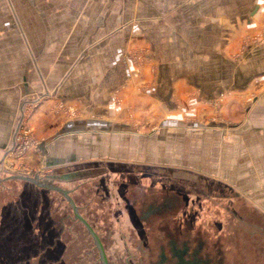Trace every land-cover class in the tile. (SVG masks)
Instances as JSON below:
<instances>
[{
  "label": "rangeland",
  "instance_id": "rangeland-1",
  "mask_svg": "<svg viewBox=\"0 0 264 264\" xmlns=\"http://www.w3.org/2000/svg\"><path fill=\"white\" fill-rule=\"evenodd\" d=\"M244 1L220 0L219 6L238 10ZM197 5L0 0V60H19L23 46L34 59L37 41L45 50L43 90L21 96L11 144L0 153V264H101L89 230L105 264H153L168 233L177 241L187 238L191 247L202 242L206 264H264L259 77H251V92L230 94L223 85L202 106L184 105L198 92H181L171 111L178 120L169 119L164 106L137 113L128 107L122 121L127 126L106 130L103 122L77 133L79 120L88 116L44 80L49 74L61 80L116 74L125 80L118 92L129 79L145 76L242 77L243 51L264 45V26L243 38L229 57L234 66L222 60L212 65L206 58L212 53L201 49L210 41L195 35V19L184 16L195 14ZM36 113L53 120L60 148L76 151L78 162L47 163L40 146L50 136L48 120L36 123ZM72 120L77 128L64 133L59 127ZM149 206L161 212L142 219Z\"/></svg>",
  "mask_w": 264,
  "mask_h": 264
},
{
  "label": "crops",
  "instance_id": "crops-1",
  "mask_svg": "<svg viewBox=\"0 0 264 264\" xmlns=\"http://www.w3.org/2000/svg\"><path fill=\"white\" fill-rule=\"evenodd\" d=\"M21 1L33 4L36 0ZM181 2L198 4L195 14L186 13L184 16L189 20L195 19V35L207 37L206 40L210 41L206 44V49L202 47L204 44L201 45V49L202 53L205 51L212 53L211 56L206 57L209 58L207 60H211L212 65L218 66L219 60H222L234 66V62L230 60L231 54H235L243 38L247 39L249 35L261 32L264 26V0H245L242 9L239 8L238 10L235 6L222 10L219 6L220 0H181ZM221 36L223 37L222 40H220ZM208 37H212V40ZM201 41H203L202 38ZM37 43L34 48L39 49L34 59L29 58L27 48L23 46V53H21L19 60H0V153L11 144L12 125L18 116L21 96L43 90L40 77L45 63L43 61L45 50L42 41L40 43L37 41ZM246 46L242 54L244 56L242 59L243 67L238 72L243 74L242 77L235 75L221 79L219 75L206 78L202 75L195 78L193 76L186 78L170 76L168 79L159 77L156 79V77L145 76L143 79H129L118 92L116 91L117 95H114L116 93L114 90L118 89L119 85L124 84L125 80L123 76L116 74L114 77L100 76L99 73L91 76L77 75L63 80L60 77H54L55 74H49L43 79L46 80L45 83L48 88L52 87L49 88L50 90L59 96L68 98L72 102L70 104L77 106L78 109L83 108L84 112L81 114L88 116L79 120L82 121V124H78L75 133L96 130L97 127L95 126H100L103 122L107 130L109 126L112 127L113 125L127 126L122 121L126 115L127 110L125 109L128 107L135 109L137 113L140 110L153 112L164 106L167 111L171 112L173 99L179 98L182 95L180 93L185 90L198 92V94L196 93L191 98L187 97L186 102L183 97L184 105L202 106L206 99L215 97L223 85L226 86L224 88L232 89L230 94L236 90L246 93L250 89L251 77L257 76L259 79H255L254 84L262 87L264 85V45ZM224 55L227 59L223 58ZM145 80L148 83L147 87H143L144 83L141 84ZM262 92L260 96H264V91ZM230 100L228 98L225 102L227 107L230 105ZM187 106L185 107L187 108ZM89 115L104 117L105 120L93 119ZM43 116L36 113L34 121L39 124L40 121L48 120L46 124L50 136L43 139L40 146L47 163L78 162L80 158L76 155V151L70 150L65 153V150L60 148L62 140L60 141L52 133L55 123L52 119L43 118ZM167 116L171 120H178L177 118L180 117L178 114H172V112ZM106 117L112 118L113 121L108 122ZM79 121L77 122L79 123ZM74 124L77 123L73 120L67 121L62 123L59 128H62L64 133H68L69 128H77Z\"/></svg>",
  "mask_w": 264,
  "mask_h": 264
},
{
  "label": "flooded vegetation",
  "instance_id": "flooded-vegetation-1",
  "mask_svg": "<svg viewBox=\"0 0 264 264\" xmlns=\"http://www.w3.org/2000/svg\"><path fill=\"white\" fill-rule=\"evenodd\" d=\"M161 212L160 207L149 206L142 214V219H147L150 215ZM169 239L167 245L160 246L158 259L153 264H206L207 260L201 256L203 248L202 242H197L194 247L190 246V241L183 238L177 241L172 238L170 233L167 234ZM168 252V253H167Z\"/></svg>",
  "mask_w": 264,
  "mask_h": 264
},
{
  "label": "water",
  "instance_id": "water-1",
  "mask_svg": "<svg viewBox=\"0 0 264 264\" xmlns=\"http://www.w3.org/2000/svg\"><path fill=\"white\" fill-rule=\"evenodd\" d=\"M77 175H78V173H73V174H72V176H77ZM70 176H71V175H70ZM89 238H90V239L95 243V245H96V248H97V251H98V254H99L100 260H101V264H105L104 261H103V259H102V255H101L100 247H99L97 241L91 236V234H90V230H89Z\"/></svg>",
  "mask_w": 264,
  "mask_h": 264
}]
</instances>
